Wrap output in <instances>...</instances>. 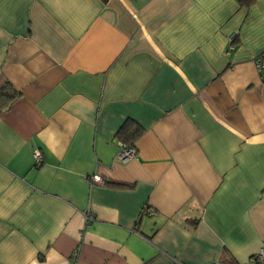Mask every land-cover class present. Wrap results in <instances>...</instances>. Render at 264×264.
Wrapping results in <instances>:
<instances>
[{"label": "crops", "instance_id": "crops-1", "mask_svg": "<svg viewBox=\"0 0 264 264\" xmlns=\"http://www.w3.org/2000/svg\"><path fill=\"white\" fill-rule=\"evenodd\" d=\"M259 63L264 0H0V264H258Z\"/></svg>", "mask_w": 264, "mask_h": 264}, {"label": "trees", "instance_id": "trees-1", "mask_svg": "<svg viewBox=\"0 0 264 264\" xmlns=\"http://www.w3.org/2000/svg\"><path fill=\"white\" fill-rule=\"evenodd\" d=\"M242 6L249 7L253 4L254 0H237ZM20 97V93L16 91L8 81L0 82V114L11 109L12 105ZM123 127L122 130H124ZM139 129L133 133L134 136L138 135ZM127 147H132V143L125 142Z\"/></svg>", "mask_w": 264, "mask_h": 264}, {"label": "built area", "instance_id": "built-area-1", "mask_svg": "<svg viewBox=\"0 0 264 264\" xmlns=\"http://www.w3.org/2000/svg\"><path fill=\"white\" fill-rule=\"evenodd\" d=\"M231 40H233V37L231 38ZM258 67H259V69L263 70L264 69V63H259ZM134 155H135V149L134 148L127 147L126 145H122L121 152L118 156V159L125 161V160L133 157ZM34 158H35L37 164H39L42 161L43 156H42L41 152L37 150L34 152ZM94 181L100 182L101 178L95 177ZM85 220L88 224H90L95 220V216L92 213L87 212L85 214ZM73 257H74L73 259L75 261L74 264H77L78 253L76 252ZM253 260L257 261L258 264H264V252H261V254H259V256L255 257V259H253Z\"/></svg>", "mask_w": 264, "mask_h": 264}]
</instances>
